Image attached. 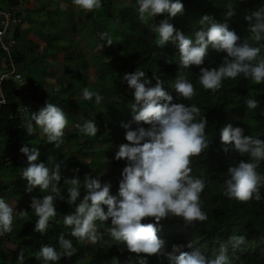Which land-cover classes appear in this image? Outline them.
I'll return each instance as SVG.
<instances>
[{"label":"trees","instance_id":"16d2710c","mask_svg":"<svg viewBox=\"0 0 264 264\" xmlns=\"http://www.w3.org/2000/svg\"><path fill=\"white\" fill-rule=\"evenodd\" d=\"M181 2L184 5L183 13L169 20L176 30L182 31L194 41L196 30L202 28L206 30L210 26L207 23H200L201 18L207 14L218 23H226L229 30L236 31L240 42L247 40L250 46L260 47V54L253 63H258L264 58V37L259 42L252 39L248 23L244 19L246 15L264 7V0H181ZM100 3V15L114 27L113 33L106 32L113 40V44L108 45L106 42L108 36L105 37L102 43H98L105 48L101 47L99 54L95 55L98 56L99 62L106 63L107 70L99 72L96 69L98 74L95 84L89 87L91 91H93L91 87H95L94 92H99L102 100L99 104L96 103L95 97L92 101L83 98L74 101V105L79 101L86 102L87 105L82 112L76 106L79 113L74 118L77 122L75 131L64 133L63 143L59 148H56L54 143H48L47 138L38 135L35 122L33 135L27 134L24 121L30 119L32 113L23 110L26 102L24 89L12 79L1 82L2 91L8 100L17 96L22 97L19 101L14 100L0 105V169L6 167L13 169L6 182L2 179L5 174L0 175V198L13 200L12 198L16 197L20 212L15 217L13 209L14 228L11 232L0 235V264H21L18 260L21 250L24 253L22 264H44L42 260L35 258L34 253L42 245L54 246L58 253L62 252L58 243L61 234L72 241L77 251L72 257L64 256L48 264H117L129 257L133 261L136 260L135 253H129L126 245L111 237L108 231L111 227L110 220L95 222L99 232L98 241L102 242L95 245L96 249L93 252H90L88 240L80 241L71 236V228L64 225L63 217L74 212L75 205H70L66 201L69 185L64 184L63 180L79 176L82 181L85 174H91L108 182L113 175L110 191L113 195L118 193L121 171L126 161L123 159L117 161L115 153L118 151V145L128 143L125 139L126 129L121 127V124L132 120L133 112L130 105L134 103L133 90L126 82L120 84L119 81L125 73L135 72L137 69L146 73V79H151V86L156 83L153 75L159 77L165 89L173 95L175 103L197 106L200 115L194 122L207 119L204 136L208 146L199 155L190 157L189 165L190 175L204 183V189L200 194V206L207 218L204 221H194L192 224H187L181 217L171 215L161 220L157 225V234L165 242L164 255L148 257V264H169L167 253L172 252V246L184 245L183 251H191L187 247L189 243H193V246L199 248L208 258H214L219 253L220 244L224 243L232 264H264V185L259 188L262 197L260 201L253 197L247 202H241L224 195L226 187L224 181L229 178L228 168L238 166L241 160L248 161L250 158L247 154L242 156L231 146L229 151L225 152V145L220 139V130L231 124L233 127H242L244 135L264 140V82L257 84L250 77L245 78L240 74L235 78H224L216 92L206 90L199 82L200 67L218 68L225 54L218 53L209 46L203 65L180 67L176 43L169 41L163 47L158 46V34L153 31L161 20L168 17L167 13L157 15L145 24L139 19L136 0H100ZM229 5L235 12L231 17L226 15ZM167 59H172L173 63H166ZM15 60L18 61L19 56L15 55ZM87 66L84 62L83 67ZM81 69L83 70L82 67ZM76 73V77L81 78L79 72ZM178 76L193 84L195 94L191 99L176 97L173 85ZM76 79L78 78H73ZM77 85L79 88H85L88 85L87 80L82 78V84ZM66 87L69 97L76 96L72 84H67ZM78 95L82 97V93ZM248 99L256 100L258 106L255 109L247 108ZM88 104L92 105V108L87 107ZM88 120L94 121L98 127L94 137L85 135L77 127ZM133 127L136 125L133 124ZM24 145L39 149L40 157L37 163L44 162L50 170L54 164L48 162L49 156L55 158V163H60L62 179L58 185L59 195L52 193L51 189L41 192L38 187L30 193L26 191L28 182L21 175L27 166V157L20 151ZM77 152H82L84 158L90 160L86 162L80 159ZM20 157H24V161L16 162ZM105 167H110L111 171L103 173ZM256 171L264 175V161H260ZM84 194V189L81 188L77 204L83 199ZM45 195L54 196L57 214L50 219L47 233L41 234L34 231L38 217L31 209L30 202L33 197L42 198ZM60 195H63L65 200H61ZM143 222L154 220L148 218ZM234 235H244L245 243L233 248L230 237Z\"/></svg>","mask_w":264,"mask_h":264},{"label":"clouds","instance_id":"9594fccd","mask_svg":"<svg viewBox=\"0 0 264 264\" xmlns=\"http://www.w3.org/2000/svg\"><path fill=\"white\" fill-rule=\"evenodd\" d=\"M72 3L88 12L101 7L100 0H72ZM136 4L139 19L145 24L157 15L168 14L153 31L158 34V46L163 47L169 41L176 43L180 67L203 65L209 46L216 52L225 54L218 68L200 67L199 82L204 89L216 92L224 78H235L240 74L245 78L250 77L257 84L264 82V58L258 63H253L260 54V47L250 46L247 40L240 42L236 31L229 30L226 23H218L213 17L205 14L200 23L210 26L206 30H196L193 41L169 22L171 18L183 13L184 5L181 0H136ZM234 14L229 5L226 15L231 17ZM244 19L248 23L251 38L257 42L261 41L264 37V7L251 12ZM107 36V33H103L101 39ZM106 42L108 45L113 44L110 37ZM165 61L173 63L172 59ZM145 77L146 73L139 69L125 73L122 77V82H126L133 90L134 103L130 105L132 120L121 124V127L126 129L125 139L128 143L118 145V151L115 153L117 161H126L121 171L118 193L113 195L110 182L102 181L91 174H85L82 181L79 176L63 180L64 184L69 185L66 201L75 205L74 212L63 217L64 225L71 228V236L80 241L95 243V222L110 220L111 227L108 231L111 237L126 245L129 253L136 254V260L133 261L129 257L127 264H148V257L164 255L165 242L157 234V225L161 220L171 215L181 217L187 224H192L207 218L200 206L204 183L190 175L189 167L190 157L199 155L208 146L204 136L207 119L194 122L200 115L197 106L175 103L173 95L165 89L159 77L153 75L156 80L154 86H151V79ZM173 87L177 98L191 99L195 94L193 84L180 76L176 78ZM93 97L97 104L102 100L99 92L91 91L87 87L82 90L84 100L91 101ZM6 102L0 98V104ZM257 106L258 102L254 99L246 101V107L249 109H255ZM33 122L42 130L48 143H54L56 148L61 146L63 130L67 125L61 107L46 102L38 112L32 113L30 119L24 121L29 136L35 131ZM133 124L136 127H133ZM77 127L85 135L92 137L98 132L96 123L91 120ZM220 139L225 145V152H228L231 146L242 156L247 154L250 158L248 161L241 160L238 166L228 168L229 178L224 181V195L241 202H247L253 197L260 201L262 197L259 188L264 185V175L259 174L256 169L260 161H264V140L244 135L242 127H233L231 124L220 130ZM20 151L27 157V166L21 174L28 182L26 191L30 193L38 187L41 192L51 189L52 193L59 195L58 185L62 179L60 163H55V158L49 156L48 162L54 164L50 170L44 162L37 163L40 157L39 149L24 145ZM18 159H22L20 162L24 161V157ZM81 188L85 194L77 204ZM59 198L65 200L63 195ZM30 207L38 217L34 231L46 234L50 219L57 214L54 196L33 197ZM148 218H152L154 222H143ZM12 223L13 209L0 198V235L11 232ZM230 241L233 248H238L245 243L246 237L234 235L230 237ZM58 243L62 252L58 253L54 246L42 245L34 253L35 258L48 264L64 256L72 257L77 251L72 241L66 239L64 234L60 235ZM184 247L175 244L172 246V252L167 253L169 264H232L224 243L220 244L219 253L214 258L206 257L193 243L187 245L191 251H183ZM18 260L22 264V250Z\"/></svg>","mask_w":264,"mask_h":264},{"label":"crops","instance_id":"0c3cea01","mask_svg":"<svg viewBox=\"0 0 264 264\" xmlns=\"http://www.w3.org/2000/svg\"><path fill=\"white\" fill-rule=\"evenodd\" d=\"M0 5L4 8L6 2L0 0ZM74 7L76 6L72 3V0H24L19 5L22 21L7 34V37L14 39L11 45V52L14 58L15 55L19 56V60H15L16 69L24 75L23 82L18 84L24 89V95L26 96L25 105L27 108L23 110L26 112H38L40 108L46 105V102H49L61 107L67 120L69 119L68 117L74 119L79 111H77L74 105V101H76L75 96L69 97V91L66 89L67 84L73 85V90L77 93L76 95L82 93L84 89L79 88L75 84L78 82L82 84V78L87 80V88L95 84V80H90V76L92 78L95 76L92 73L93 65H88L85 68L83 64L80 66L82 60L79 62L76 59L72 66L68 64V62L77 57V52L76 50L73 51L67 38L68 40L76 38L80 41L81 49H84L87 45V40H84L79 35V32L75 28V23L69 18L75 11ZM58 12L65 13L66 16L63 19V29H68V32L62 36L59 33L54 34L53 32L55 25L59 21L53 20L51 16ZM48 17H50V21H48ZM44 22H49V24ZM93 23L97 27L94 31L97 32L98 29L101 32V23L97 22V20ZM69 26H74L73 32L69 30ZM73 33L75 37H73ZM98 47L100 48L99 45ZM98 47L94 48V53ZM84 54V52L81 53V55ZM7 60V52L0 47V72L7 70ZM81 67L83 70L77 71V68ZM40 71L41 78L39 79ZM76 72H79L81 78L76 77ZM74 77L78 79L73 80ZM21 97L17 96L15 99L9 100V102H13L14 100L19 101ZM78 98L81 99L82 97ZM69 114H74L75 117L68 116ZM36 130L39 136L47 138L39 127ZM63 131L64 133L67 132L65 129ZM2 179L8 180L5 176ZM3 199L5 200V198ZM8 199L11 201L10 198H7L5 202Z\"/></svg>","mask_w":264,"mask_h":264},{"label":"rangeland","instance_id":"374dc122","mask_svg":"<svg viewBox=\"0 0 264 264\" xmlns=\"http://www.w3.org/2000/svg\"><path fill=\"white\" fill-rule=\"evenodd\" d=\"M75 8V11L72 13V16H70L69 18L71 19V21L73 23H75V28L77 29V31L79 32V35L82 36V38L85 40H87V45L84 47V49H81L80 48V41H78L76 38H72L71 40H68L67 38V41L70 42V46L72 47L73 51L76 50L77 52V57L74 58V60H71L70 62H68V64L70 66H72L74 63H75V59L76 61H84L87 65H93L92 67V73L95 75L93 78L90 76V80H96V77H97V70L100 72V71H105L107 70L106 68V63H101V61L99 62V58L98 56H95V54H99L100 52V48L98 47V43H102V39H101V35L100 34L101 32L103 33H113L114 32V27H113V24H110L107 22L106 18L104 16H101L100 15V8H97V9H94L93 11L91 12H88V11H85L83 9H80L78 6L74 7ZM73 8V9H74ZM49 16V15H48ZM53 20H58L59 23H57L55 25V28H54V34H57L59 33V35H63L64 33H67L68 32V29H63V19L66 18L65 16V13H61V12H58L56 13L55 15H52L51 16ZM94 19V20H93ZM95 20H97V22H100L101 23V32L100 30L97 29V32L94 31V29H96L97 27L95 26V24L93 23ZM48 21H50V17H48ZM46 24H49V22H44ZM72 29V30H71ZM69 30L71 32H73L74 30V26H69ZM113 30V31H112ZM73 37H75L74 33L72 34ZM111 35V34H109ZM109 37V36H108ZM86 44V43H85ZM95 47H98L96 52L94 53V48ZM105 48V47H104ZM84 52L85 54L84 55H81V53ZM101 59H102V56L100 55ZM81 61V62H82ZM80 62V66L84 63H81ZM67 65V64H66ZM97 67V68H96ZM97 69V70H96ZM77 70H82L81 68H77ZM41 75V71L39 72V79L41 78L40 77ZM123 77V76H122ZM120 84H124L125 82H122V78L120 79L119 81ZM76 85L78 83H75ZM92 90L94 91L95 90V87H91ZM79 97V95H76L75 98L77 99ZM92 101V100H91ZM87 103L86 102H83V101H79L78 104L75 105V107L77 106V108L80 110V112H82L81 110L84 109V107H86ZM89 108H92V105H89L88 106ZM83 114V113H82ZM68 116H74V114H69ZM76 120L75 119H68L67 120V125L65 127V130L69 131V132H74L75 131V127H76ZM72 148L74 149V147L72 146ZM77 156H79L80 159H83L85 160L86 162H88L90 159L89 158H84L82 156L81 153H77ZM13 169L11 167H6V168H1L0 169V175H3V173L5 174L4 176L6 177H9L12 173ZM111 171V168L110 167H105L103 168L102 172L103 173H109ZM114 176L111 175L108 182H112ZM5 181H8L5 179ZM6 194V193H5ZM7 196V194H6ZM8 197V196H7ZM13 200H7L6 203L9 204L10 207H12V209H14V216H18L20 214L19 212V209L17 207V203H18V200L17 198H12ZM96 225V236H97V240L95 243H92L90 241H88L90 243V246H91V249H90V252H93L95 251L96 249V244L97 243H101L102 241L99 240L98 241V228H97V224ZM12 228H14V225H12ZM129 259V258H128ZM128 259H122L120 260L119 262H117V264H127V261Z\"/></svg>","mask_w":264,"mask_h":264},{"label":"built area","instance_id":"2783aa9c","mask_svg":"<svg viewBox=\"0 0 264 264\" xmlns=\"http://www.w3.org/2000/svg\"><path fill=\"white\" fill-rule=\"evenodd\" d=\"M6 6L3 8L0 5V47L7 52V70L0 72V98L9 102V100L2 93L1 82L6 79H12L17 83H22L24 80V75L22 72L17 71L15 65V58L11 52V45L14 42V39L8 38L7 34L12 31V29L22 21L21 12L19 13V5L24 2V0H4ZM6 102V103H7ZM4 103V104H6ZM0 104V105H4ZM27 106L24 105L23 109H26ZM22 159H18L20 162Z\"/></svg>","mask_w":264,"mask_h":264}]
</instances>
